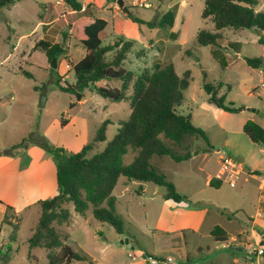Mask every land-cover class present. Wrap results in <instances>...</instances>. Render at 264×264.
<instances>
[{"label": "rangeland", "instance_id": "1", "mask_svg": "<svg viewBox=\"0 0 264 264\" xmlns=\"http://www.w3.org/2000/svg\"><path fill=\"white\" fill-rule=\"evenodd\" d=\"M77 1L83 9L88 8L86 12L73 11L66 0H15L0 10V152L26 139L28 147L16 149L15 156L11 157L18 156L21 149L38 148L53 160L50 153L37 145L44 139L50 145L74 154L92 140L104 121L110 120L106 141L96 146L91 153L94 154L102 151L112 140L119 121L129 119L131 99L115 102L86 88L79 102L74 94L59 88L65 82L75 85L72 65L85 54L83 45L72 38L71 25L82 18L81 15L91 14L108 22L104 46L117 40L134 41L133 51L128 54L123 68L132 71L135 76L144 69L152 71L156 64L162 67L173 65L179 76L190 71L189 88L183 93L184 102L180 109L183 114L192 115L193 124L205 132L212 148L203 154L201 152L208 146L201 138H187L183 147L163 138L176 153L185 154L188 146L194 156L181 163H176L169 156H153L151 159L155 170L164 173L181 193L190 196L201 193L207 198L210 194H217L205 181L217 169L215 161L218 158L245 159L242 163L244 168L251 162L264 163L259 147L243 132V125L251 118L264 126V69H253L246 63V58L264 60V43L259 42L261 37L264 38V31L223 30L224 48L221 52L226 61L223 67L212 56L213 47H203L196 42L200 31H214L213 23L202 19L205 0H122L129 13L123 12L119 0ZM144 3H149L151 7H143ZM170 9H174L176 14L173 25L158 26L162 16ZM256 9L264 11V0H258ZM128 14L141 23L132 21ZM43 40L51 44L60 43L66 49L65 55L57 57L56 69L50 67L43 47L32 53L37 43ZM230 41L237 43V47L228 46ZM30 56L33 65L27 63ZM22 71L31 73L33 77L27 78ZM205 83L216 87L222 83L218 95L226 94L227 103L232 102L235 108L240 109L239 112H225L210 104L204 91ZM108 84L112 88L122 86L119 81ZM126 94L133 98L131 84ZM43 97L45 103L41 107ZM251 109L259 110L260 114L250 112ZM62 119H71L70 124L61 127ZM134 157L129 149L123 158L124 164H131ZM164 193V187L121 177L113 190L116 213L124 224V233L120 235L109 224L96 221L91 208L81 215L74 211L72 204L65 205L71 213L69 223H54V226L60 232L63 243L88 257L86 261L72 264H179L182 260L179 254L160 246L164 235L157 230L158 222L162 229L170 225H175L172 229H177L185 224H179L181 219L171 211L162 210ZM38 212L39 209L32 208L20 214L15 233L11 225H3L0 246L9 244L13 233L16 239L11 244L8 264H47L48 256L58 253V249L30 250L28 247V239L38 222ZM11 216L12 212H9L8 217ZM182 220L187 221V217ZM208 245L214 255L236 254L243 257L234 245L228 248H223L222 243ZM188 251L190 264L203 263L208 258L192 248ZM258 257L254 264H264V256ZM169 258L171 261H168Z\"/></svg>", "mask_w": 264, "mask_h": 264}, {"label": "trees", "instance_id": "2", "mask_svg": "<svg viewBox=\"0 0 264 264\" xmlns=\"http://www.w3.org/2000/svg\"><path fill=\"white\" fill-rule=\"evenodd\" d=\"M14 1L0 0V10L10 6ZM66 2L73 11L83 10V5L77 0ZM257 6L258 0H205L202 19H209L214 25V31H200L196 42L203 47H213L212 56L225 67L226 61L221 52L224 48V37L221 32L225 29L264 31V11H258ZM175 15V10L170 9L162 16L158 26H172ZM128 17L134 22L141 23L131 14H128ZM107 24L103 18L89 16L82 17L71 25L72 38L83 45L85 54L72 65L75 85L65 82L64 85H59V88L63 92L74 94L79 102L86 88H91L102 98L115 102L131 99L132 112L127 121H119L117 132L112 140L107 142L106 147L94 154L91 153L96 146L106 141V130L111 123L110 120L104 121L92 140L74 154H68L64 148L52 146L44 139L37 142V145L53 157L58 194L51 199L37 202L40 217L28 239V247L30 250L58 249L56 255L49 254L47 264H72L88 260L87 256L77 252L71 245L63 243L60 232L54 226V223L58 225L69 223L71 213L64 207L65 205L72 204L74 211L81 215H85L91 208L96 221L109 224L117 234H123L124 224L116 213V198L113 196V190L121 177L128 181L149 182L164 187L166 189L164 199L180 203L188 197L180 195L175 185L167 180L166 175L155 170L151 159L153 156H169L176 163H181L189 160L193 154L188 146L185 154L176 153L163 138L178 147H183V142L187 138H201L208 146L203 152H210L212 148L205 132L193 124L192 115L183 114L180 109L184 102L183 93L189 88L190 71L179 76L173 65L162 67L156 64L152 71L144 69L135 76L132 71L123 68L128 54L133 51L134 41L117 40L104 46ZM259 42L264 43V38L261 37ZM237 45L233 41L228 43L231 48ZM39 47L45 49V57L50 62L66 53L62 44H51L46 40L37 43L32 53ZM31 56L27 63L33 65ZM246 63L253 69H264V60L260 58H246ZM22 73L27 78L33 77L27 71ZM110 81H119L122 86L112 88L108 84ZM130 84L133 87V98L126 94ZM222 86V83L218 87L205 83L207 101L225 112L238 113L240 109L235 108L232 102L227 103L226 94L218 95ZM67 123V120L62 119L60 125L65 127ZM243 132L252 143L264 149V128L260 124L248 120L243 125ZM27 147L24 139L20 144L0 152V156H15L16 149ZM129 149L135 157L131 164L125 165L123 158ZM210 184L215 187L214 181ZM9 212H12L11 217H8ZM12 219H16L13 208L7 206L0 226V236L3 225H11L14 233L17 231L19 224L13 223ZM14 233L9 244L0 246L2 264H8L10 261L11 244L16 242ZM212 235L218 241L225 242L227 239L220 227H215ZM177 251L182 258L187 259L182 247H178Z\"/></svg>", "mask_w": 264, "mask_h": 264}, {"label": "crops", "instance_id": "3", "mask_svg": "<svg viewBox=\"0 0 264 264\" xmlns=\"http://www.w3.org/2000/svg\"><path fill=\"white\" fill-rule=\"evenodd\" d=\"M87 9H83L82 13ZM89 16L81 15V17ZM250 120L257 122L254 118ZM70 121L71 119L68 120L67 125L70 124ZM261 126L264 128L263 125ZM210 145L212 147V144ZM257 146L264 158V149L259 145ZM201 153L206 154L208 152ZM243 162L245 159L239 161L241 174L238 176L236 185L231 186L228 181L229 171L226 172L223 179H215L220 169L219 158L215 161L217 169L213 176L205 181V184L211 187L210 189L217 192V194H210V198L205 195L202 197L201 193H196L194 196L185 195L177 187V192L188 197L187 200L176 203L163 198L165 202L162 210L167 209L177 218H180L179 224L185 223L177 229H172V226L175 225L162 229L160 223H157L159 234L164 235V241L160 246L179 255L177 248L182 247L187 254V259L180 255L182 260L179 264H190L188 248L208 257L199 264H254L259 260V257H250L248 252L257 246L264 249V163L251 162L247 164V168H244ZM211 181H214L215 187L210 184ZM57 194L55 163L42 150L38 148L21 149L20 154L16 157L6 155L0 157V225L4 220L7 206L13 208L18 220L20 214L28 212L32 208L39 209L38 201L51 199ZM239 214L244 215V217ZM39 217L40 209L37 221ZM186 217L187 221H183L182 218ZM16 219L11 221L19 223V220L17 222ZM215 227H220L225 232L227 236L225 242L218 241L212 235ZM217 243L227 244L228 247L234 245L236 250L243 254V257L236 254L214 255L208 244ZM148 254L159 258L154 253L148 252ZM150 261L157 262L158 260Z\"/></svg>", "mask_w": 264, "mask_h": 264}, {"label": "built area", "instance_id": "4", "mask_svg": "<svg viewBox=\"0 0 264 264\" xmlns=\"http://www.w3.org/2000/svg\"><path fill=\"white\" fill-rule=\"evenodd\" d=\"M143 7L145 8H150L151 5L149 3H144L142 4ZM262 90L264 91V85H262ZM219 164H220V169L215 177L217 180H221L225 177L226 172L229 171L230 175L228 178V181L231 186H235L238 176L241 174V164L237 159L231 158V157H224L219 159ZM263 215H264V210H263ZM223 248H228V245L224 244ZM250 257H258V256H263L264 255V249L261 247H256L248 252ZM169 261L171 259L169 258Z\"/></svg>", "mask_w": 264, "mask_h": 264}, {"label": "water", "instance_id": "5", "mask_svg": "<svg viewBox=\"0 0 264 264\" xmlns=\"http://www.w3.org/2000/svg\"><path fill=\"white\" fill-rule=\"evenodd\" d=\"M119 6L122 8L123 12L125 13H129V10L127 7L124 6V2L122 0H119ZM172 38H176L174 35H172ZM50 67L53 68V69H56L57 68V58H54L51 60L50 62ZM75 89H77L76 86H74ZM44 103H45V98L43 97L41 99V102H40V106L43 107L44 106ZM250 112L256 114V115H259L260 114V111L259 110H256V109H251L249 110ZM239 161H242V158H238Z\"/></svg>", "mask_w": 264, "mask_h": 264}]
</instances>
